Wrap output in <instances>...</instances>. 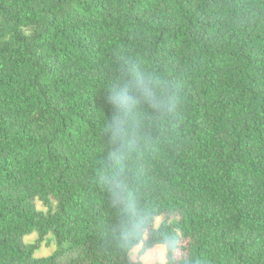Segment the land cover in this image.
I'll return each instance as SVG.
<instances>
[{"label": "trees", "instance_id": "obj_1", "mask_svg": "<svg viewBox=\"0 0 264 264\" xmlns=\"http://www.w3.org/2000/svg\"><path fill=\"white\" fill-rule=\"evenodd\" d=\"M126 62L164 87L117 160ZM156 244L264 264V0H0V264H147L131 250Z\"/></svg>", "mask_w": 264, "mask_h": 264}, {"label": "clouds", "instance_id": "obj_2", "mask_svg": "<svg viewBox=\"0 0 264 264\" xmlns=\"http://www.w3.org/2000/svg\"><path fill=\"white\" fill-rule=\"evenodd\" d=\"M164 87L158 74L142 71L137 65L125 63L120 68L117 81L110 88L109 101L112 106V118L107 123L112 142L115 146L114 159H119L130 151L129 138L136 134L141 106L151 104L162 107V101L156 90ZM117 204L124 205L130 227L136 229L139 222L134 206L129 201L131 193L122 185L116 187Z\"/></svg>", "mask_w": 264, "mask_h": 264}, {"label": "rangeland", "instance_id": "obj_3", "mask_svg": "<svg viewBox=\"0 0 264 264\" xmlns=\"http://www.w3.org/2000/svg\"><path fill=\"white\" fill-rule=\"evenodd\" d=\"M161 218H157L158 222ZM35 237L30 235L27 236L26 240H33ZM56 247V244L50 238V234H47L43 242L40 243L38 249L34 252L35 256H45L51 253ZM139 246H136L131 250V257L133 259L139 258L147 264H163L165 261L164 252L165 247L163 244H156L151 249L147 250L143 255H138Z\"/></svg>", "mask_w": 264, "mask_h": 264}]
</instances>
